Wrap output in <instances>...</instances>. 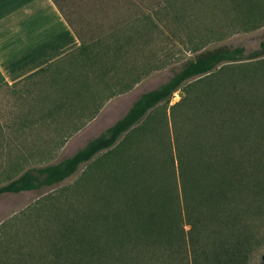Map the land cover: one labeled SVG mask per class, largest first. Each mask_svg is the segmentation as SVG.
<instances>
[{"label":"trees","instance_id":"trees-1","mask_svg":"<svg viewBox=\"0 0 264 264\" xmlns=\"http://www.w3.org/2000/svg\"><path fill=\"white\" fill-rule=\"evenodd\" d=\"M225 1L162 0L158 6L166 16L179 18L194 6L209 3L213 8ZM230 1L242 11V26L264 23V0ZM144 20L147 25L151 16L146 14ZM87 50L81 43L77 50L27 77L71 62L76 53ZM194 52L165 81L141 92L122 116L71 154L28 167L0 184L2 196L58 184L83 163L90 167L84 182L96 172L90 202L77 211L76 219L69 215L59 219L50 235L45 228L38 230L48 252L30 264H249L264 243V73L256 71V63L264 64V57L258 58L264 55V39L248 53L243 46ZM243 59L250 60L251 73L229 80L217 110L206 105L211 94L207 86L172 105L190 108L184 115L191 125L189 148L182 150L176 141L173 115V138L166 112L156 121L146 119L184 82L208 75L221 63ZM89 71L81 74L79 85L54 100L47 114H58L73 100L79 108L87 106L85 119L95 114L100 104L87 112L88 97L95 96L89 91L98 82L93 75L101 81L110 71L101 68L92 76ZM110 95L101 96L100 103ZM153 136L162 137L161 155L146 142ZM100 154H104L101 160ZM115 190L119 193L114 194ZM56 234L64 239L55 241ZM6 255L10 253L0 255V264H23L22 257L9 261Z\"/></svg>","mask_w":264,"mask_h":264},{"label":"rangeland","instance_id":"rangeland-1","mask_svg":"<svg viewBox=\"0 0 264 264\" xmlns=\"http://www.w3.org/2000/svg\"><path fill=\"white\" fill-rule=\"evenodd\" d=\"M54 1L88 50L84 54L76 53L71 62L0 87V184L28 167L71 154L122 116L141 92L165 81L184 59L194 55L195 49L243 46L248 53L257 49L264 39V23L253 28L242 26V11L230 0L213 8L209 3L202 8L194 6V10L179 18L160 12L158 5L162 0ZM146 14L151 16L147 25ZM248 61L221 63L208 75L184 82L167 101L154 107L146 119L156 121L166 112L170 137L177 133L180 148H189L187 135L191 125L184 115L190 108L184 110L183 104L176 108L172 105L196 96L207 86L211 94L206 105L217 110L220 97H226L224 87L231 84L229 80L251 73L253 68ZM260 63H256L259 66L256 71L262 74L264 64ZM101 68L110 74L101 81L93 75V80L98 78V82L89 91L95 92V96L89 95L91 103H87L91 112L100 104L96 115L85 119L83 110L87 106L79 108L76 100L56 115L47 114L54 100L82 82V73L91 70L92 76ZM259 90L263 91L261 87ZM104 95L110 96L100 103ZM229 106L225 108L229 110ZM160 130L163 132L162 127ZM160 138L153 136L146 140L153 144L158 155L163 150ZM103 156L100 154L99 160ZM89 169L83 163L74 174L53 186L0 196V255L9 252L7 260L22 257L21 263L30 264L48 252L45 240L38 238V230L45 228L50 235L59 219L67 215L76 219L77 211L90 202L95 190L96 172L84 182ZM183 226L188 229V224ZM63 239L54 236L55 241ZM249 264H264V243L253 252Z\"/></svg>","mask_w":264,"mask_h":264},{"label":"crops","instance_id":"crops-1","mask_svg":"<svg viewBox=\"0 0 264 264\" xmlns=\"http://www.w3.org/2000/svg\"><path fill=\"white\" fill-rule=\"evenodd\" d=\"M80 44L54 0H0V87L29 78Z\"/></svg>","mask_w":264,"mask_h":264},{"label":"water","instance_id":"water-1","mask_svg":"<svg viewBox=\"0 0 264 264\" xmlns=\"http://www.w3.org/2000/svg\"><path fill=\"white\" fill-rule=\"evenodd\" d=\"M178 93L181 94V91H179Z\"/></svg>","mask_w":264,"mask_h":264}]
</instances>
